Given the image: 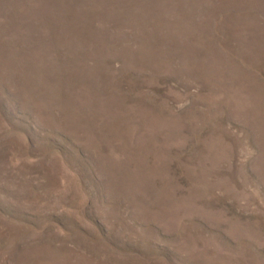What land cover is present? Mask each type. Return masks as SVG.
Wrapping results in <instances>:
<instances>
[{
    "label": "rangeland",
    "instance_id": "1",
    "mask_svg": "<svg viewBox=\"0 0 264 264\" xmlns=\"http://www.w3.org/2000/svg\"><path fill=\"white\" fill-rule=\"evenodd\" d=\"M0 264H264V0H0Z\"/></svg>",
    "mask_w": 264,
    "mask_h": 264
}]
</instances>
